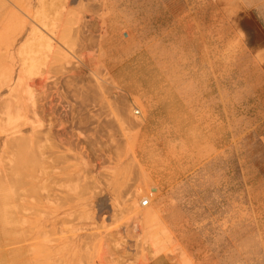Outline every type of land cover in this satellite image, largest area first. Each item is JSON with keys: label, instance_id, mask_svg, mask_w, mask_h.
Wrapping results in <instances>:
<instances>
[{"label": "rangeland", "instance_id": "1", "mask_svg": "<svg viewBox=\"0 0 264 264\" xmlns=\"http://www.w3.org/2000/svg\"><path fill=\"white\" fill-rule=\"evenodd\" d=\"M263 1L0 0V264H264Z\"/></svg>", "mask_w": 264, "mask_h": 264}, {"label": "crops", "instance_id": "2", "mask_svg": "<svg viewBox=\"0 0 264 264\" xmlns=\"http://www.w3.org/2000/svg\"><path fill=\"white\" fill-rule=\"evenodd\" d=\"M148 264H180L177 260L170 256L161 255L149 262Z\"/></svg>", "mask_w": 264, "mask_h": 264}, {"label": "built area", "instance_id": "3", "mask_svg": "<svg viewBox=\"0 0 264 264\" xmlns=\"http://www.w3.org/2000/svg\"><path fill=\"white\" fill-rule=\"evenodd\" d=\"M140 206H141L142 208H147V207H149V201L147 200V201L142 202Z\"/></svg>", "mask_w": 264, "mask_h": 264}, {"label": "bare ground", "instance_id": "4", "mask_svg": "<svg viewBox=\"0 0 264 264\" xmlns=\"http://www.w3.org/2000/svg\"><path fill=\"white\" fill-rule=\"evenodd\" d=\"M263 2H264V1H263ZM263 2H262V3H263Z\"/></svg>", "mask_w": 264, "mask_h": 264}]
</instances>
